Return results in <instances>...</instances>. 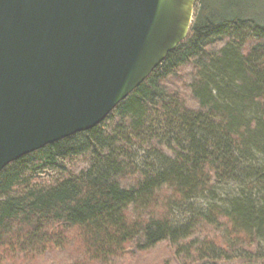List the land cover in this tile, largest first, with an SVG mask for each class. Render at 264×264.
<instances>
[{"label": "trees", "instance_id": "1", "mask_svg": "<svg viewBox=\"0 0 264 264\" xmlns=\"http://www.w3.org/2000/svg\"><path fill=\"white\" fill-rule=\"evenodd\" d=\"M196 3L188 36L101 123L0 171V261L264 263V21L239 0ZM197 198L205 211L176 225Z\"/></svg>", "mask_w": 264, "mask_h": 264}, {"label": "water", "instance_id": "2", "mask_svg": "<svg viewBox=\"0 0 264 264\" xmlns=\"http://www.w3.org/2000/svg\"><path fill=\"white\" fill-rule=\"evenodd\" d=\"M196 2L0 0V171L101 123L188 36Z\"/></svg>", "mask_w": 264, "mask_h": 264}, {"label": "rangeland", "instance_id": "3", "mask_svg": "<svg viewBox=\"0 0 264 264\" xmlns=\"http://www.w3.org/2000/svg\"><path fill=\"white\" fill-rule=\"evenodd\" d=\"M239 2L243 6V10L241 9L242 10L241 13H243L247 17H256L259 20L264 21V0H239ZM195 9H197V3L195 6ZM194 16H195V10H194ZM194 16H193V19H194ZM157 156L158 155H156V153L152 151H146V150H136L135 151L136 161L144 169L146 168L152 169L153 167L151 165H155L156 167L163 166L159 158H157ZM234 186H235V182H231L230 184H225L223 185L222 188H219L217 192L220 195V198H226V196L228 195V192L232 190V187ZM227 190L228 192H226ZM207 205H208V200L206 198H197V199H192L189 202L176 207L175 212H174V218H173L174 223L176 225H181V224L186 223L189 217L193 213L197 211H205V208L207 207ZM165 247H166V244L157 245V247L153 250L151 256L149 254L147 256L142 255L143 260H146V258L152 259V257H155L159 252H160L159 253L160 256L165 258V256L168 255L167 251L165 250ZM239 254H241L240 251H237L234 253L235 256ZM6 257H1V259H4V260L0 261V264H10V262H12V257H9V258H6ZM156 257L159 258L158 255ZM39 259L40 258H38L36 262H38Z\"/></svg>", "mask_w": 264, "mask_h": 264}]
</instances>
